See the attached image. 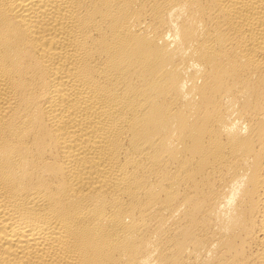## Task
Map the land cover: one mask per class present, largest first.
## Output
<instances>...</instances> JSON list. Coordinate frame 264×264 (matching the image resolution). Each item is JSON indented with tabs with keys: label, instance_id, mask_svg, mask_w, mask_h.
<instances>
[{
	"label": "bare ground",
	"instance_id": "obj_1",
	"mask_svg": "<svg viewBox=\"0 0 264 264\" xmlns=\"http://www.w3.org/2000/svg\"><path fill=\"white\" fill-rule=\"evenodd\" d=\"M0 264H264V0H0Z\"/></svg>",
	"mask_w": 264,
	"mask_h": 264
}]
</instances>
